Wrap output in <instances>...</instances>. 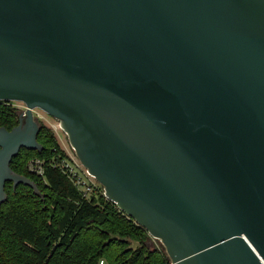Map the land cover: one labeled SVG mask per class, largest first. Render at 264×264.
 Wrapping results in <instances>:
<instances>
[{
    "label": "water",
    "instance_id": "water-1",
    "mask_svg": "<svg viewBox=\"0 0 264 264\" xmlns=\"http://www.w3.org/2000/svg\"><path fill=\"white\" fill-rule=\"evenodd\" d=\"M0 101V205L40 108L173 264H264V0H0Z\"/></svg>",
    "mask_w": 264,
    "mask_h": 264
},
{
    "label": "trees",
    "instance_id": "trees-1",
    "mask_svg": "<svg viewBox=\"0 0 264 264\" xmlns=\"http://www.w3.org/2000/svg\"><path fill=\"white\" fill-rule=\"evenodd\" d=\"M19 110L0 101V126L12 129ZM38 141L43 150L21 148L14 171L38 185L6 183L0 205V264H168L164 246L104 195L103 187L85 195L57 164L68 156L54 131L42 122ZM44 159V177L27 169L31 158Z\"/></svg>",
    "mask_w": 264,
    "mask_h": 264
},
{
    "label": "built area",
    "instance_id": "built-area-1",
    "mask_svg": "<svg viewBox=\"0 0 264 264\" xmlns=\"http://www.w3.org/2000/svg\"><path fill=\"white\" fill-rule=\"evenodd\" d=\"M33 113L41 123L43 122L51 129H53L56 133H58V130L59 128H61V126L56 119H54L52 116H50L48 113H46L44 110L40 108L33 109ZM50 118L53 119L54 121H51ZM67 154L69 157L63 159L61 162L58 161L57 164H55V166L58 165L59 167L64 169V171L68 173V175L74 180L76 185L82 188L85 195H87L94 188H99L100 186L103 187L97 181V179L88 172V170L83 166V164L81 163L78 157L71 156L69 153ZM27 169L32 174L38 175L40 177H44L46 173L44 159L39 157L31 158L27 164ZM150 237L152 238V241L155 242L159 241L158 239L152 237L151 235ZM98 264H108V263L104 258H102L100 259ZM168 264H173L171 259L169 260Z\"/></svg>",
    "mask_w": 264,
    "mask_h": 264
},
{
    "label": "rangeland",
    "instance_id": "rangeland-1",
    "mask_svg": "<svg viewBox=\"0 0 264 264\" xmlns=\"http://www.w3.org/2000/svg\"><path fill=\"white\" fill-rule=\"evenodd\" d=\"M12 102L13 106L17 107V109L19 110V112L24 111L26 109V104L21 102V101H10ZM55 119V118H54ZM51 121H54L53 119L50 118ZM57 120V119H56ZM58 121V120H57ZM59 122V121H58ZM42 124V123H41ZM53 130V129H52ZM54 131V130H53ZM54 133L56 134L59 143L61 145V147L67 152L69 153L71 156L77 157L75 150L72 148L68 136L66 135V133L59 128L58 133H56L54 131Z\"/></svg>",
    "mask_w": 264,
    "mask_h": 264
}]
</instances>
